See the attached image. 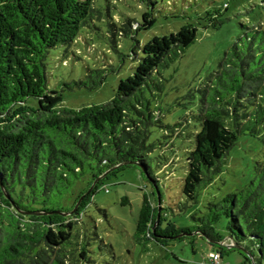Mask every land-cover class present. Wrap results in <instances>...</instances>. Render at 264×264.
<instances>
[{"label":"trees","instance_id":"16d2710c","mask_svg":"<svg viewBox=\"0 0 264 264\" xmlns=\"http://www.w3.org/2000/svg\"><path fill=\"white\" fill-rule=\"evenodd\" d=\"M95 1L0 0V264H95L82 221L86 208L105 180L126 168L139 169L158 187L149 164L156 150L152 128L168 131L170 137L187 142L190 150L184 202L166 209L172 216L198 203L200 190L221 175L241 136L264 145V21L245 26L247 32L224 53L217 71L199 90L198 113L193 116L197 126L164 125L146 94L162 92L163 84L156 78L196 42L198 29L191 25L146 43L133 74L120 81L109 102L61 107L63 94L50 87L47 68L55 49L63 48L62 58L77 57L81 51L72 48L88 46L82 30L105 21L109 47L119 53L120 38L135 40L139 31L156 23L153 13L146 11L141 23L126 19L118 25L110 2L105 0L103 8ZM142 1L152 6L150 0ZM212 13L218 10L206 12L205 24L218 29L225 20H214ZM95 78L90 77L89 89L103 83V77ZM157 159L162 167L170 164L163 156ZM83 178L88 180L87 190L74 193ZM169 217L144 194L134 241L165 248L175 242L194 244L200 238L218 247L220 259L227 251H237L245 264H261L264 162L259 177L248 186L209 202L204 212L190 214L191 226L180 227ZM222 219L226 241L216 230ZM230 244L242 250L228 248ZM209 264H215L211 258Z\"/></svg>","mask_w":264,"mask_h":264},{"label":"rangeland","instance_id":"374dc122","mask_svg":"<svg viewBox=\"0 0 264 264\" xmlns=\"http://www.w3.org/2000/svg\"><path fill=\"white\" fill-rule=\"evenodd\" d=\"M108 1L111 16L118 25L126 19L141 23L146 11L153 13L156 23L149 30L139 31L135 40L120 38L119 53H115L109 47L106 22H95L96 28L91 26L81 33L88 46L80 44L72 48V51L76 48L81 51L77 57L70 54L68 58H62L63 48L52 52L47 65L49 85L63 94V108L79 109L107 103L115 96L120 81L133 74L138 56H141L140 49L146 43L156 36L170 35L191 25L198 29L196 42L156 78L163 84L162 92L146 93L152 109H158L164 125L170 126L198 125L193 116L198 113L199 90L217 71L224 53L247 32L245 26L253 27L264 21V0H150L152 6L149 7L142 0ZM225 4H229L226 12ZM95 5L105 8L106 1L96 0ZM212 9L218 10V13H212L214 20H225L218 29L207 28L205 24V14ZM87 47H91L92 52L87 53ZM93 71L100 73L97 76ZM91 76L96 80L103 77V83L89 89ZM78 83L87 86H77ZM151 142L156 143V150L151 154L149 164L158 187L139 169L126 168L105 180L86 208L82 221L91 239L92 258L95 264H209L211 256L219 249L200 238L194 244L175 242L165 248L152 242L141 245L134 241L143 195L146 194L157 207L164 208L178 226L189 227L193 224L190 214L204 212L209 202H219L259 177L264 145L257 138L241 136L226 158L221 175L200 190L198 203L184 213L174 211L172 216L166 209L184 202L182 186L190 150L187 142L170 137L168 131L162 129L152 128ZM162 156L170 161L169 165L161 166L157 158ZM87 187L88 180L83 178L75 184L74 193L84 192ZM124 199L128 203L123 205ZM216 230L226 241L225 219L218 223ZM252 254L253 258L258 257L255 248ZM215 264H245V259L240 252L227 251Z\"/></svg>","mask_w":264,"mask_h":264},{"label":"built area","instance_id":"2783aa9c","mask_svg":"<svg viewBox=\"0 0 264 264\" xmlns=\"http://www.w3.org/2000/svg\"><path fill=\"white\" fill-rule=\"evenodd\" d=\"M211 259H212V261H213L214 263H217V262L219 261L220 257H219L218 254H213V255L211 256Z\"/></svg>","mask_w":264,"mask_h":264},{"label":"water","instance_id":"95a60500","mask_svg":"<svg viewBox=\"0 0 264 264\" xmlns=\"http://www.w3.org/2000/svg\"><path fill=\"white\" fill-rule=\"evenodd\" d=\"M228 248H234V249H239V250H242V248L238 245H235V244H230L227 246Z\"/></svg>","mask_w":264,"mask_h":264}]
</instances>
